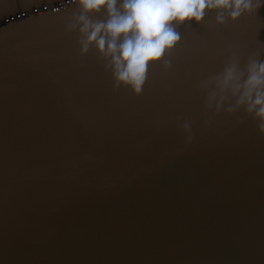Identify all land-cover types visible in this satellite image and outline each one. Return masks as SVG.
<instances>
[{
	"label": "water",
	"instance_id": "1",
	"mask_svg": "<svg viewBox=\"0 0 264 264\" xmlns=\"http://www.w3.org/2000/svg\"><path fill=\"white\" fill-rule=\"evenodd\" d=\"M80 14L78 0H0V43L58 39L63 61L54 67L65 71L57 74L69 82H98L112 101L175 96L180 72L188 87L146 138L149 153L116 180L69 175L46 200L22 205L0 221V264H262L264 133L243 108L228 112L234 100H225L217 113L208 96L210 81L225 68L235 65L246 74L252 62H264V5L236 21L222 12L224 22L218 23L214 10L200 24L179 26V44L149 66L139 96L115 84L94 45L81 53ZM88 18L102 20L105 13ZM250 29L257 43L245 47L240 38ZM206 43L215 44L214 54L193 67L194 54ZM178 162L184 180L176 179ZM197 162L201 171L193 172ZM146 168L150 186L139 179ZM161 247L164 252L154 251Z\"/></svg>",
	"mask_w": 264,
	"mask_h": 264
},
{
	"label": "snow or ice",
	"instance_id": "2",
	"mask_svg": "<svg viewBox=\"0 0 264 264\" xmlns=\"http://www.w3.org/2000/svg\"><path fill=\"white\" fill-rule=\"evenodd\" d=\"M240 42L245 47L257 43L251 29ZM59 43L55 38L0 43V221L22 205L46 200L49 189L69 175L90 173L105 182L116 180L149 153L146 138L162 124L169 108L184 99L188 87L180 72L175 96L143 103L112 101L102 95L98 82L73 77L69 82L57 74L65 71L54 67L63 61ZM215 47L202 45L192 66L210 58ZM183 167L178 162L177 180L186 178ZM191 168L201 171L198 162ZM139 179L150 186V169ZM261 216L264 219V207ZM261 233L264 237V223ZM229 239L244 245L235 233Z\"/></svg>",
	"mask_w": 264,
	"mask_h": 264
},
{
	"label": "clouds",
	"instance_id": "3",
	"mask_svg": "<svg viewBox=\"0 0 264 264\" xmlns=\"http://www.w3.org/2000/svg\"><path fill=\"white\" fill-rule=\"evenodd\" d=\"M264 5V0H78L81 9L79 32L83 36L81 53L94 45L107 61L115 84L130 88L142 95L151 64L161 62L166 53L180 42L179 26L195 22L200 24L205 13L217 12V22L223 23L222 12L236 21L244 14H252ZM105 13L102 20L92 21L89 14ZM213 91L208 106L221 110L227 99L235 108L243 110L257 121L258 130L264 133V62H252L246 74L235 65L227 67L210 81ZM184 130L191 138V124Z\"/></svg>",
	"mask_w": 264,
	"mask_h": 264
}]
</instances>
